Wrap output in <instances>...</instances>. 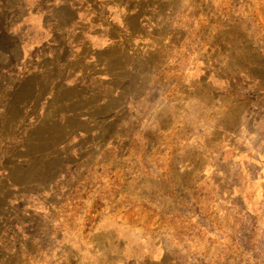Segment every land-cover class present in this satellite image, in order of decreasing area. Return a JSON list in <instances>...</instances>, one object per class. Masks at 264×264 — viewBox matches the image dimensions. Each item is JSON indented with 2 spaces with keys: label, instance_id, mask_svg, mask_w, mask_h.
<instances>
[{
  "label": "rangeland",
  "instance_id": "rangeland-1",
  "mask_svg": "<svg viewBox=\"0 0 264 264\" xmlns=\"http://www.w3.org/2000/svg\"><path fill=\"white\" fill-rule=\"evenodd\" d=\"M10 43L0 264H264V0H0Z\"/></svg>",
  "mask_w": 264,
  "mask_h": 264
},
{
  "label": "trees",
  "instance_id": "trees-1",
  "mask_svg": "<svg viewBox=\"0 0 264 264\" xmlns=\"http://www.w3.org/2000/svg\"><path fill=\"white\" fill-rule=\"evenodd\" d=\"M9 36H11V35H9ZM5 38L12 42V38H10V37H5ZM1 44H2V42H1ZM1 44H0V54H4V55H7V56H10L11 59H10V63L9 64H12V61L14 59L15 54H18V52L20 51L19 45H14V44L10 43V44H4L2 46ZM2 67L4 69H8L9 65H4Z\"/></svg>",
  "mask_w": 264,
  "mask_h": 264
}]
</instances>
